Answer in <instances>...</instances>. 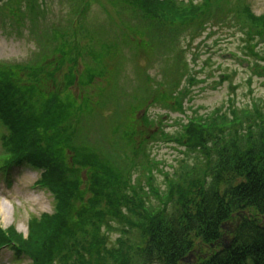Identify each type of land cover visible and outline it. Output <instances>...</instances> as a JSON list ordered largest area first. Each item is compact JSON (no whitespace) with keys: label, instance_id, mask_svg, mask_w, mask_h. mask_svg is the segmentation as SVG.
<instances>
[{"label":"rangeland","instance_id":"1","mask_svg":"<svg viewBox=\"0 0 264 264\" xmlns=\"http://www.w3.org/2000/svg\"><path fill=\"white\" fill-rule=\"evenodd\" d=\"M129 1L1 0L0 65H4L0 67L16 72L15 65L24 64V69L37 71L35 65L55 48L59 34L63 38L68 34L66 42L80 58L78 74H83L84 82L81 87L77 82L66 87L64 94L95 107L93 115L77 124L75 142L95 147L79 149L102 155L127 181L130 193L133 190L157 206L151 189L165 190L202 164L198 152L178 139L190 120H219L228 126L236 120L246 121L249 114L256 116V107L264 104V28L250 20L252 15H264V0H210L208 6L200 5L206 0H193L203 9L200 17L174 24L147 17ZM99 43L103 45L97 49L113 53L97 63L88 81L85 70L96 67L89 49ZM49 65L38 66L45 72ZM8 131L0 116V264H35L19 242L32 232L33 222L56 211L57 199L39 184L42 170L26 163L5 168L11 164L2 140ZM88 178V170L81 171L84 183ZM248 213L227 223L222 247L229 246ZM102 229L112 240L124 231V239L133 244L139 241V231L114 220ZM11 232L21 240L11 243ZM41 239L45 238L36 234L31 247L49 248L50 242L43 244ZM212 251L203 244L181 264H198ZM60 261L53 254L49 264Z\"/></svg>","mask_w":264,"mask_h":264},{"label":"trees","instance_id":"2","mask_svg":"<svg viewBox=\"0 0 264 264\" xmlns=\"http://www.w3.org/2000/svg\"><path fill=\"white\" fill-rule=\"evenodd\" d=\"M128 3L161 23L194 22L203 12L193 0ZM250 20L264 28V15H252ZM76 27L74 36L79 33ZM58 38L54 50L41 62L50 63L48 71L43 72L38 66L41 63L35 65L37 71L24 69V64H16V72L0 67V116L9 130L2 140L11 156V164L5 168L26 163L42 170L39 184L57 199L56 211L33 222L32 232L26 239L22 237L24 242L11 232V243L19 239L21 250L27 248L35 264H49L53 254L61 259L59 264H181L203 244L213 251L198 264H264V104L256 107V116L249 114L245 123L236 120L226 126L219 120H190L178 139L198 152L202 164L165 190L151 189L158 200L154 206L145 196L133 190L130 193L127 181L101 159L102 155L79 149L95 148L75 142L76 130L93 115L95 107L85 99L79 102L64 94L75 82L81 87L84 78L78 74L80 58L66 42L68 34L63 38L60 33ZM101 44L89 49L96 67L85 70L88 81L94 77L97 63L105 57L107 61L113 53L97 49ZM106 100L104 96L103 103ZM236 126L240 128L235 130ZM86 170L89 178L84 183L81 171L85 174ZM244 211L255 214L245 215L229 246L222 247L223 225ZM111 220L139 231V241L133 244L124 239V231L112 240L102 229ZM33 233L45 238L43 244L48 240L49 248H32L36 242Z\"/></svg>","mask_w":264,"mask_h":264},{"label":"water","instance_id":"3","mask_svg":"<svg viewBox=\"0 0 264 264\" xmlns=\"http://www.w3.org/2000/svg\"><path fill=\"white\" fill-rule=\"evenodd\" d=\"M188 259H189V257L184 258L185 261L188 260Z\"/></svg>","mask_w":264,"mask_h":264}]
</instances>
